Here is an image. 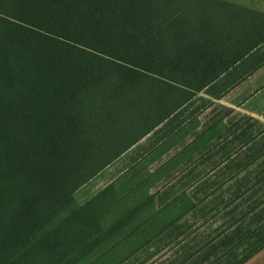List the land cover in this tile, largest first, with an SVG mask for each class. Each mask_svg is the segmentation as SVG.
<instances>
[{
  "label": "trees",
  "instance_id": "obj_1",
  "mask_svg": "<svg viewBox=\"0 0 264 264\" xmlns=\"http://www.w3.org/2000/svg\"><path fill=\"white\" fill-rule=\"evenodd\" d=\"M262 40L225 0H0V264H60L74 191Z\"/></svg>",
  "mask_w": 264,
  "mask_h": 264
},
{
  "label": "crops",
  "instance_id": "obj_2",
  "mask_svg": "<svg viewBox=\"0 0 264 264\" xmlns=\"http://www.w3.org/2000/svg\"><path fill=\"white\" fill-rule=\"evenodd\" d=\"M73 197L89 222L60 264H264V40Z\"/></svg>",
  "mask_w": 264,
  "mask_h": 264
}]
</instances>
